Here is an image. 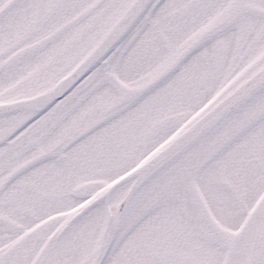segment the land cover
Returning a JSON list of instances; mask_svg holds the SVG:
<instances>
[{"label":"snow or ice","instance_id":"snow-or-ice-1","mask_svg":"<svg viewBox=\"0 0 264 264\" xmlns=\"http://www.w3.org/2000/svg\"><path fill=\"white\" fill-rule=\"evenodd\" d=\"M0 264H264V0H0Z\"/></svg>","mask_w":264,"mask_h":264}]
</instances>
